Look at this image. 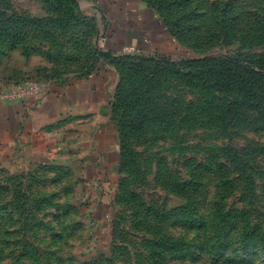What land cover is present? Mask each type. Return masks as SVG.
<instances>
[{
    "label": "rangeland",
    "instance_id": "obj_1",
    "mask_svg": "<svg viewBox=\"0 0 264 264\" xmlns=\"http://www.w3.org/2000/svg\"><path fill=\"white\" fill-rule=\"evenodd\" d=\"M144 1L171 51L115 65L89 4L0 0V95L112 66L123 154L93 182L3 159L0 264H264V0ZM11 50L51 64L21 75ZM142 93L173 131L132 125Z\"/></svg>",
    "mask_w": 264,
    "mask_h": 264
},
{
    "label": "crops",
    "instance_id": "obj_2",
    "mask_svg": "<svg viewBox=\"0 0 264 264\" xmlns=\"http://www.w3.org/2000/svg\"><path fill=\"white\" fill-rule=\"evenodd\" d=\"M80 1L92 9L86 12L105 22L103 51L121 55L129 45L148 56L171 51L167 28L157 12L148 11L144 0ZM9 54L11 63H19L21 75L51 64L39 53L23 56L11 50ZM108 67L61 83L48 80L37 92L20 98L0 96V162L16 153L42 168L63 169L69 176L80 172L86 182L114 171L122 160L112 114L121 80L115 68Z\"/></svg>",
    "mask_w": 264,
    "mask_h": 264
},
{
    "label": "trees",
    "instance_id": "obj_3",
    "mask_svg": "<svg viewBox=\"0 0 264 264\" xmlns=\"http://www.w3.org/2000/svg\"><path fill=\"white\" fill-rule=\"evenodd\" d=\"M168 31H170L168 28H167ZM171 32V31H170ZM172 35V33H171ZM175 39H177L174 35H172ZM178 40V39H177ZM179 41V40H178ZM15 47V46H14ZM25 55H28L25 53ZM109 57H110V61L112 63H114L115 65H120L124 63H128L130 65H133V61L131 62L130 60H135V59H156V58H153L151 56H146V55H143V54H121V55H113L112 52H109L108 53ZM130 59V60H128ZM148 63L150 64V61H148ZM152 65H155V64H152ZM144 68V67H143ZM97 70H99V67H96L94 69H92L88 74H93L95 73ZM143 85V82L140 83V86H138V88L142 87ZM146 91V89L143 90V93ZM143 93L142 94H139L137 95L136 97H134V108L131 112V118H130V121L132 119L133 120V123L132 125L135 126V127H138V126H141L143 124V121H145L146 117H148L149 119H152L153 117H155L156 119L154 120V122L156 121H161L164 123V129L167 130L168 132L170 131H173L176 127L172 124V122L168 121V117L165 113L163 112H159L157 113L158 111H164V110H158V109H155L154 111V115L150 114L148 110L146 109H143L142 106L140 105V103L142 102L143 100ZM153 102L151 101L149 104H148V108H150L149 110L152 109V105ZM187 111L191 112L193 111V106H192V103L188 105V108H187ZM157 113V114H156ZM123 156V154H122Z\"/></svg>",
    "mask_w": 264,
    "mask_h": 264
},
{
    "label": "built area",
    "instance_id": "obj_4",
    "mask_svg": "<svg viewBox=\"0 0 264 264\" xmlns=\"http://www.w3.org/2000/svg\"><path fill=\"white\" fill-rule=\"evenodd\" d=\"M124 53L125 54H140V51L137 47L133 46V45H129L126 46L124 48ZM42 86H40V84H29V85H19L17 87H15V89H13L12 91H10L9 93L5 94V95H0L3 98H20L22 96H25L28 93H33V92H37L39 89H41Z\"/></svg>",
    "mask_w": 264,
    "mask_h": 264
}]
</instances>
